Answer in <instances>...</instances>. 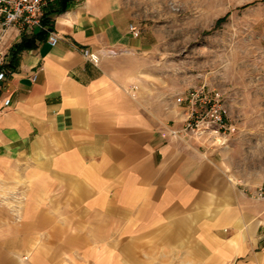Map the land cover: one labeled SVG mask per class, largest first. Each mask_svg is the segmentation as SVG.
<instances>
[{
	"label": "crops",
	"instance_id": "crops-1",
	"mask_svg": "<svg viewBox=\"0 0 264 264\" xmlns=\"http://www.w3.org/2000/svg\"><path fill=\"white\" fill-rule=\"evenodd\" d=\"M46 12L61 40L23 39L0 91V264H264V201L250 196L264 185V117L243 111L254 102L236 92L230 129L167 141L197 78L169 85L118 0H48Z\"/></svg>",
	"mask_w": 264,
	"mask_h": 264
},
{
	"label": "rangeland",
	"instance_id": "rangeland-1",
	"mask_svg": "<svg viewBox=\"0 0 264 264\" xmlns=\"http://www.w3.org/2000/svg\"><path fill=\"white\" fill-rule=\"evenodd\" d=\"M118 1L128 26L140 31L137 38L144 37L152 46L150 66L163 73L169 85L199 81L178 95L198 89L221 94L227 124L221 131L231 128L228 101L236 92L249 99L248 106L255 104L244 112L264 117V0ZM185 121L168 124L160 134L175 142L167 130L180 129Z\"/></svg>",
	"mask_w": 264,
	"mask_h": 264
},
{
	"label": "built area",
	"instance_id": "built-area-1",
	"mask_svg": "<svg viewBox=\"0 0 264 264\" xmlns=\"http://www.w3.org/2000/svg\"><path fill=\"white\" fill-rule=\"evenodd\" d=\"M48 6V0H0V91L4 82L13 75V67L17 46L23 39L34 38L37 31L47 35L48 43L55 47L61 40L58 32L44 25L43 19ZM129 32L134 37L140 36V31L130 25ZM89 61L97 65L99 58L86 50ZM38 75L32 77L36 82ZM221 94L216 90L205 92L203 89L188 90L176 98L178 106L187 112L186 124L177 129L168 128V135L172 140L181 141L207 130L227 129ZM11 105V100L5 102ZM251 198L264 201V186L250 193Z\"/></svg>",
	"mask_w": 264,
	"mask_h": 264
},
{
	"label": "trees",
	"instance_id": "trees-1",
	"mask_svg": "<svg viewBox=\"0 0 264 264\" xmlns=\"http://www.w3.org/2000/svg\"><path fill=\"white\" fill-rule=\"evenodd\" d=\"M68 10V6L66 4H64L61 8H59L58 10H56V13H64L65 11ZM47 15V12H45V15H44V18L45 16ZM44 20V19H43ZM31 44L26 42V41H23L22 44L20 46H17V51L19 52V50H22V49H25V48H28L30 47Z\"/></svg>",
	"mask_w": 264,
	"mask_h": 264
}]
</instances>
